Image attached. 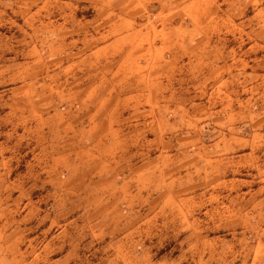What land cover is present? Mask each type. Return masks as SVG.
<instances>
[{
  "label": "rangeland",
  "instance_id": "1",
  "mask_svg": "<svg viewBox=\"0 0 264 264\" xmlns=\"http://www.w3.org/2000/svg\"><path fill=\"white\" fill-rule=\"evenodd\" d=\"M19 1L0 0V63L15 67L28 61L26 51L33 45L30 35L40 37L34 41L40 52V82L45 84L65 85V76L54 74L62 66L47 65L51 44L42 39L53 28L65 32L68 25L63 27L64 22L71 19L66 13L75 20H94L97 13L104 14L98 28L105 33L111 29L115 15L90 5L133 6L135 16L129 19H135V34H150L157 42L163 36H175L179 22V37H198L200 52L216 60L213 69L203 68L200 91L190 93L192 99L186 100L196 103L192 107L203 114L191 122L179 116V140L172 143L179 148V167L184 168L170 179L182 173L184 187L167 188L164 175L153 171L150 186L142 191L148 198L136 189L133 203L114 205V210L104 211V217L92 215L97 205L89 206L87 219L80 221L87 233L82 235L86 244L72 253L70 263L63 260L68 248L64 239L69 238L59 232L51 240L56 243L53 251L44 246L49 238L46 233L35 242L27 234L29 241L21 254L8 246L16 238L15 230L25 226L17 223L23 205L16 203L15 196L46 194L55 178L66 173L48 172L49 157L32 156L30 120L17 128L2 119L9 110L2 108L3 103L13 98V83L0 81V153L5 143L10 146L8 157L0 159V219L7 220L0 223V264H264V0L50 1L58 3L43 10L34 32L25 21L27 15L16 12ZM33 1L35 7L46 2ZM61 2L86 7L65 11ZM126 14L120 12L121 27L127 23ZM82 28L76 24V30ZM58 47L59 41L53 49ZM200 132L205 135L201 139ZM222 132L228 135L223 137ZM42 142V137L35 141L39 147ZM13 164H18L17 169ZM167 199L174 202L166 203ZM5 255L18 260L8 261ZM54 258L60 260L53 262Z\"/></svg>",
  "mask_w": 264,
  "mask_h": 264
},
{
  "label": "crops",
  "instance_id": "2",
  "mask_svg": "<svg viewBox=\"0 0 264 264\" xmlns=\"http://www.w3.org/2000/svg\"><path fill=\"white\" fill-rule=\"evenodd\" d=\"M50 1L58 0H46L38 7L33 0L16 4V12L27 15L25 21L32 32L48 4L58 3ZM63 4L65 11L71 12L73 8L86 7ZM89 7L101 12L107 8L115 15L111 29L106 30L108 34L104 28H98L104 14L97 13L94 20L83 17L75 20L66 13L71 19L64 22L63 27L68 25L65 32L53 28L42 39L51 44L46 53L47 65L62 66L54 74L65 76L63 88L57 83L40 82L37 65L40 37L30 35L33 45L26 51L28 61L15 67L0 63V81L13 83L10 91L13 98L10 103H3L2 108L9 110L2 119L16 124L17 128L30 120L32 156L44 154L51 160L46 171L66 173L55 178L46 194L15 196L16 203L23 205L17 223L25 224L19 228L22 233H18V228L15 230L16 238L8 244L17 255L29 241L25 239L27 234L35 242L46 233L49 238L44 246L55 250L56 243L51 240L59 232L69 238L64 239L68 248L63 260L70 263L72 253L80 252L86 244L82 235L87 233L80 227V221L87 219L89 206L94 209L97 205L92 215L104 217V211L114 210V205L133 203L132 191L138 189L144 196L142 191L150 186L153 171L164 175L163 184L167 188L184 187L182 173L179 178L170 179L184 168L179 167V148H174L172 143L179 140V121H182L179 116L191 122L203 114L192 107L196 103L186 100L192 99L190 93L200 91V77L205 76L203 68L213 69L216 58L200 52L198 37H179V22L175 36H163L157 42L150 34L144 37L135 34V19H129L130 15L135 16L133 6L116 2L106 7L104 4ZM120 12L127 13L123 18H128L123 28ZM76 24H82V30H76ZM58 41L59 47L54 50ZM24 112L29 115L24 116ZM203 135L200 132L199 139ZM41 137L43 146L39 147L35 141ZM3 152L0 159L8 157L7 143ZM134 156L142 157L135 161ZM13 165L17 169L18 164ZM10 184L15 183L10 181ZM169 198L184 201V198ZM5 222L6 219H0V223ZM10 257L4 256L8 261L18 260ZM56 260L60 258H54L53 262Z\"/></svg>",
  "mask_w": 264,
  "mask_h": 264
}]
</instances>
